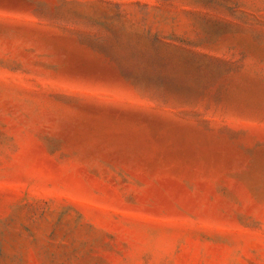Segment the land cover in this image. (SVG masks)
I'll list each match as a JSON object with an SVG mask.
<instances>
[{
    "label": "rangeland",
    "instance_id": "obj_1",
    "mask_svg": "<svg viewBox=\"0 0 264 264\" xmlns=\"http://www.w3.org/2000/svg\"><path fill=\"white\" fill-rule=\"evenodd\" d=\"M0 264H264V0H0Z\"/></svg>",
    "mask_w": 264,
    "mask_h": 264
}]
</instances>
